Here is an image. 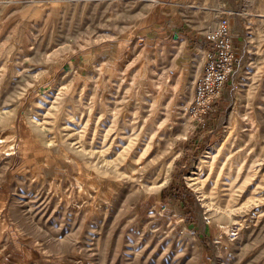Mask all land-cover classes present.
Instances as JSON below:
<instances>
[{
	"label": "rangeland",
	"instance_id": "obj_1",
	"mask_svg": "<svg viewBox=\"0 0 264 264\" xmlns=\"http://www.w3.org/2000/svg\"><path fill=\"white\" fill-rule=\"evenodd\" d=\"M179 14L237 43L204 125ZM0 264H264V0H0Z\"/></svg>",
	"mask_w": 264,
	"mask_h": 264
},
{
	"label": "built area",
	"instance_id": "obj_2",
	"mask_svg": "<svg viewBox=\"0 0 264 264\" xmlns=\"http://www.w3.org/2000/svg\"><path fill=\"white\" fill-rule=\"evenodd\" d=\"M208 47L202 71L194 82L193 97L183 108V114L204 125L206 116L221 95L237 60L230 18L225 15L219 24L206 31Z\"/></svg>",
	"mask_w": 264,
	"mask_h": 264
},
{
	"label": "crops",
	"instance_id": "obj_3",
	"mask_svg": "<svg viewBox=\"0 0 264 264\" xmlns=\"http://www.w3.org/2000/svg\"><path fill=\"white\" fill-rule=\"evenodd\" d=\"M179 8V7H178ZM164 14L165 12L162 11ZM219 16H217L216 18H212L211 20H207L205 18V16L192 21L189 20L187 18H185L184 14H179L176 17H173L172 20L166 21V27H163L162 30L164 29V31L161 34V37L164 39L168 34L167 33H171L172 36L174 38L178 37V33L177 30L175 28H178L179 30H181V32H185L186 35H183L187 38H194L193 35L196 36V40L201 41L202 43L199 44L198 41H196L195 43V47L199 48V46H202V53H203V61L205 60V52L206 49L208 47L207 41L203 38V34L204 32H206L207 30H210L214 27H216L219 24ZM158 37V36H156ZM160 37V36H159ZM235 43V41H234ZM237 43H235L236 45Z\"/></svg>",
	"mask_w": 264,
	"mask_h": 264
},
{
	"label": "bare ground",
	"instance_id": "obj_4",
	"mask_svg": "<svg viewBox=\"0 0 264 264\" xmlns=\"http://www.w3.org/2000/svg\"><path fill=\"white\" fill-rule=\"evenodd\" d=\"M235 91V90H234ZM173 92V91H172ZM232 92V91H231ZM231 94V93H230ZM232 95V94H231ZM171 96V95H170ZM109 118V117H108ZM106 120V119H105ZM101 126V125H100ZM90 132V131H89ZM98 134H100V133H98ZM147 140V139H146ZM70 142V141H69ZM73 143V142H72ZM96 143V142H95ZM121 144V143H120ZM105 148V147H104ZM95 149V148H94ZM98 150V149H97ZM99 152V151H98ZM127 157H129V156H127ZM17 162V161H16ZM244 162V161H243ZM108 163V162H107ZM128 164V163H127ZM207 164H209V162L207 163ZM129 165V164H128ZM219 169V168H218ZM200 170V169H199ZM202 170V169H201ZM209 170L210 171H212V162H211V166H209ZM166 171V170H165ZM196 177V176H195ZM198 177V176H197ZM164 178V177H163ZM199 180V179H198ZM165 181V180H164ZM220 181L221 180H219V179H216L215 180V183L216 184H219L220 183ZM160 183V182H159ZM162 183V182H161ZM231 185H232V192H234V190L235 189H233V187H234V181L232 180V181H230V188H231ZM197 186V185H196ZM198 188V187H197ZM209 188V187H208ZM252 188V187H251ZM199 189V188H198ZM235 193V192H234ZM244 193V192H243ZM207 197V196H206ZM222 198H224V197H222ZM203 201V200H202ZM209 201V200H208ZM262 201V200H261ZM247 202H248V200H247ZM38 203V202H37ZM203 203V202H202ZM258 203V202H257ZM254 204V203H253ZM256 205V204H255ZM208 206V205H207ZM239 210V209H238ZM244 210V209H243ZM139 211V210H138ZM230 213H232L233 212V209H229L228 210ZM237 211V210H236ZM35 212V211H34ZM42 213V212H41ZM202 214V216H201V218H202V220H201V222L203 221V222H206L205 221V214H204V212L203 213H201ZM230 216V215H229ZM7 226V225H6ZM6 228V227H5ZM248 234V233H247ZM145 236V235H144ZM246 241V240H245ZM219 263V262H218Z\"/></svg>",
	"mask_w": 264,
	"mask_h": 264
}]
</instances>
